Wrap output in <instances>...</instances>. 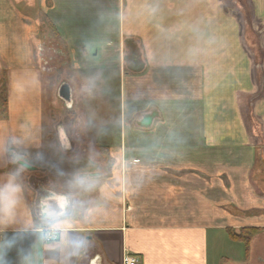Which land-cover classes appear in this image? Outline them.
<instances>
[{"label": "crops", "instance_id": "1", "mask_svg": "<svg viewBox=\"0 0 264 264\" xmlns=\"http://www.w3.org/2000/svg\"><path fill=\"white\" fill-rule=\"evenodd\" d=\"M252 2L264 20V0ZM222 8L212 0H0V93L7 87L0 98V180L21 168L25 184L7 235L35 220L43 199H55L44 205L56 208L64 203L50 190L72 201L59 216L91 241L72 264L99 257L101 264H123L127 254L139 264H211V235L264 229V135L252 125L260 119L264 132V95L241 23ZM48 29L73 83L85 75L92 88L99 77L116 76L109 88L115 85L118 100L105 112L116 109L119 124H109L101 147L107 176L91 193L25 180L26 171L49 170L65 151L79 155L73 162L92 161L73 140L78 105L61 123L72 148L63 149L53 132L39 47ZM127 46L137 49V72L125 64ZM12 151L23 154L15 164ZM23 247L35 264H53L37 236ZM9 257L19 264L16 251Z\"/></svg>", "mask_w": 264, "mask_h": 264}, {"label": "rangeland", "instance_id": "2", "mask_svg": "<svg viewBox=\"0 0 264 264\" xmlns=\"http://www.w3.org/2000/svg\"><path fill=\"white\" fill-rule=\"evenodd\" d=\"M213 4H223V8L226 12L235 17L242 26V42L245 50L251 55L254 61L257 63L258 69V82L259 86V96L264 95V20L263 18L257 17L254 9L252 0H212ZM41 39V65L44 68L45 79L47 80L48 90L46 92L49 100V112L52 117L51 124L55 126V133H58V126L63 122V115L67 111V107L64 101L59 97L58 92L62 83L66 80L73 89V110L77 105L79 108V114L81 115V121L77 123L76 127L72 130L76 133L73 136V140L77 145L88 148V154L91 155L92 161L87 160H75L72 159L79 157L75 154L74 150L71 152H62V155L55 159L53 165H49V170L37 169L35 171H26L27 177L25 178L27 183H31L35 186L40 180L46 187H52L55 190H71L68 184V177L80 170L89 169L92 167V172L100 177V182L104 180L107 176L106 167L108 161L102 155L101 147L105 145L106 140L109 135H106L109 129V124L114 121L113 129L116 130L118 127V114H116V109H113V115L105 112L107 105L111 103L116 105L118 100V91L114 88H109V84L116 81V76L104 75L98 78L95 83L92 84L90 88L85 79V75L81 79H78L76 83L71 81L69 74L67 75L66 66V54L62 45L58 43L56 36L52 35L51 29H48L44 34H40ZM127 56L125 61L127 68L131 71L137 72L138 66L136 64H131V60L137 57V49L130 51L133 47L128 48ZM137 59H135L136 61ZM134 61V62H135ZM137 62V61H136ZM135 62V63H136ZM71 71V70H69ZM87 78V77H86ZM69 79V80H68ZM6 86L2 88L1 93H5ZM90 89V90H89ZM4 91V92H3ZM0 93V98L2 94ZM90 100V101H89ZM255 120V119H254ZM261 120H256L252 122L254 130L258 135H264L261 129ZM109 122V123H108ZM70 130V128L68 129ZM120 127L117 131L110 133L112 136L119 134ZM69 132V131H68ZM79 133V135H77ZM59 134V133H58ZM112 137V138H114ZM108 145V143H107ZM78 147V148H79ZM83 157V156H82ZM83 159H86L83 157ZM89 159V158H88ZM94 161L96 164H94ZM55 166V167H54ZM95 167V169H93ZM57 169L63 170L64 176L58 174ZM99 185V184H98ZM36 191V190H34ZM34 197H36L37 191L34 192ZM94 192V191H92ZM91 193V192H90ZM38 195V194H37ZM264 229H262L258 234L252 236V238H246L248 242V249L246 248L247 243H243L238 238L233 237L235 233H241V229H228L226 232L222 233V236L218 237L211 235V264H261L259 258L264 259ZM218 237V238H217ZM232 238H236L235 240ZM250 247V248H249Z\"/></svg>", "mask_w": 264, "mask_h": 264}, {"label": "clouds", "instance_id": "3", "mask_svg": "<svg viewBox=\"0 0 264 264\" xmlns=\"http://www.w3.org/2000/svg\"><path fill=\"white\" fill-rule=\"evenodd\" d=\"M17 87L23 88L24 85L18 82ZM11 143L16 144L17 141L13 139ZM22 155L15 151L10 152L11 162L15 164ZM40 159L43 162V158ZM22 171L21 168H15L0 180V233H3L0 235V264H12L9 257L12 251L18 253L19 264H35L32 252L23 247L24 241L33 235L48 245L49 251L53 254V264H72L73 258L87 252L91 241L86 235L73 234L70 230L71 219H61L58 215L61 210L56 207H42L35 220H29L19 228H13L10 236L6 234L8 228L17 224L18 209L22 204L25 190ZM57 171L59 175H65L63 170ZM99 182L100 177L87 169L78 170L67 179L69 188L80 193L94 191ZM65 203L71 206L72 201L68 200ZM84 203L80 202L81 207H84Z\"/></svg>", "mask_w": 264, "mask_h": 264}, {"label": "water", "instance_id": "4", "mask_svg": "<svg viewBox=\"0 0 264 264\" xmlns=\"http://www.w3.org/2000/svg\"><path fill=\"white\" fill-rule=\"evenodd\" d=\"M59 97L62 99V101H64L65 106L68 109H72L73 108V103H74V98H73V89L71 87V85L67 82L62 83V85L59 88V92H58ZM153 117L150 118V120H152ZM151 123V121H150ZM150 123H143V126H149ZM58 137H59V141L63 147V149L66 150H70L72 148L71 144H70V140L68 138L67 132L65 130V127L63 125H60L58 127ZM29 167V166H28ZM31 168V167H29ZM45 191H47V189H44ZM51 193V195L56 198L59 199L61 201H64V203H62L61 205H57L58 209H60L61 211L58 212V215H62L66 212V210L68 209V205L65 203L66 201H68L66 196H62L60 194L55 193L54 191L50 190L49 191ZM54 201H56L55 199H52ZM51 199H43L41 201L42 203V207L46 206L44 204H46L47 202H52ZM49 202V203H50ZM98 264H101V258L99 257L98 259ZM95 263V264H97Z\"/></svg>", "mask_w": 264, "mask_h": 264}, {"label": "trees", "instance_id": "5", "mask_svg": "<svg viewBox=\"0 0 264 264\" xmlns=\"http://www.w3.org/2000/svg\"><path fill=\"white\" fill-rule=\"evenodd\" d=\"M47 23L49 24L50 27L53 28V26L51 25V23L48 20H47ZM53 32H55V34H56V30L54 28H53ZM68 122L69 123L71 122L69 124L70 126L73 125V123H72V114L70 115V118L68 119ZM261 230H262L261 228H244V229L241 230V233H235V235H233V237H236V238H238V239L235 238L236 240H240L241 242H243V241H246L247 237L250 239V238H252V236L258 234ZM232 239H234V238H232ZM248 242H243L244 244L247 243V244H245L247 249H248V246H250V245H248ZM249 244H250V242H249Z\"/></svg>", "mask_w": 264, "mask_h": 264}, {"label": "built area", "instance_id": "6", "mask_svg": "<svg viewBox=\"0 0 264 264\" xmlns=\"http://www.w3.org/2000/svg\"><path fill=\"white\" fill-rule=\"evenodd\" d=\"M139 257L131 254H127L123 260V264H139Z\"/></svg>", "mask_w": 264, "mask_h": 264}, {"label": "flooded vegetation", "instance_id": "7", "mask_svg": "<svg viewBox=\"0 0 264 264\" xmlns=\"http://www.w3.org/2000/svg\"><path fill=\"white\" fill-rule=\"evenodd\" d=\"M259 261L261 262V264H264V259L262 257L259 258Z\"/></svg>", "mask_w": 264, "mask_h": 264}]
</instances>
